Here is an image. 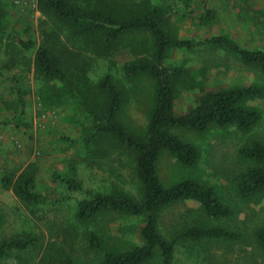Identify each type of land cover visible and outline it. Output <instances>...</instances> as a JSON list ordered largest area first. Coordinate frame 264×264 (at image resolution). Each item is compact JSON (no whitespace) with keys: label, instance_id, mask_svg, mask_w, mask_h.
Returning a JSON list of instances; mask_svg holds the SVG:
<instances>
[{"label":"rangeland","instance_id":"rangeland-1","mask_svg":"<svg viewBox=\"0 0 264 264\" xmlns=\"http://www.w3.org/2000/svg\"><path fill=\"white\" fill-rule=\"evenodd\" d=\"M148 1L155 0L115 3L119 14L133 17ZM173 9L163 26L172 37L202 39L223 34L246 48L264 49V0H173ZM205 9L209 10L207 16H200ZM0 16L10 33L5 31L4 42L0 41V240L23 233L37 239L34 246L11 251L0 264H97L103 250L124 251L139 244L142 216L108 211L81 221L75 211L77 201L88 191L139 194L131 155L106 135L88 145L92 129L87 109L98 114L105 111L106 99L96 83L108 73L122 94L117 121L137 134L144 131L156 84L144 73L127 76L123 65L129 60L152 59L150 33L133 30L124 34L105 58L84 50L88 61L81 72L71 59L64 63L61 58L60 64L63 67L64 63L67 78L78 92L76 97L64 84L34 68L36 50L49 42L62 47L68 30L43 15L37 0H0ZM54 32L60 40L54 39ZM17 39L29 40L31 45L12 48ZM74 40L67 45L76 52L81 43L77 37ZM164 65L169 73L174 67L184 70V75L174 79L176 113L188 110L209 90L235 85L259 86L262 94L244 104L264 112V74L222 47L173 49ZM19 95L24 111L16 124L13 117L20 110ZM173 132L197 149L198 159L185 166L163 150L156 167L162 184L191 178L212 185L232 212L207 219L196 202L180 201L158 212L160 233L171 238L174 230L186 226L220 225L240 236L179 240L172 264H264V253L253 237L254 230L264 225V191L243 197L237 188L240 174L250 164L238 149L254 140L264 143V120L260 118L248 130L212 125L203 131L177 128ZM23 173L33 176L41 201L25 202L7 184ZM69 179L77 181L79 188L70 186ZM89 233L99 238L101 249L90 244ZM143 264H161L159 254Z\"/></svg>","mask_w":264,"mask_h":264},{"label":"trees","instance_id":"trees-1","mask_svg":"<svg viewBox=\"0 0 264 264\" xmlns=\"http://www.w3.org/2000/svg\"><path fill=\"white\" fill-rule=\"evenodd\" d=\"M147 3V2H146ZM41 13L63 25L66 31L62 47H56L53 42L44 43L35 52L34 68L36 72L56 79L64 84L70 92L79 97L74 84L67 78L65 59H71L74 68L82 71L88 61L84 50L99 58L108 57L118 45L120 38L133 30H145L153 40L152 59H136L126 61L123 65L127 76L144 73L156 84L154 102L149 112L147 123L142 133L126 129L117 121L122 104V94L108 73L103 74L96 86L106 99L105 111L101 114L87 109L91 118L92 129L88 137V145L96 142L102 136L111 137L124 152L133 157L134 175L140 190L137 196L123 191H88L87 195L77 201L75 216L78 220L89 221L108 211L142 216L143 223L139 229L140 243L124 251L103 250L102 258L97 264H143L158 253L161 264H172L174 246L179 240L201 239H236L239 233L224 226L191 225L172 232L171 238H166L158 229V212L162 209L184 200L198 204L204 217L218 219L231 214V208L224 204L216 189L209 184H203L191 178L177 180L168 186L162 184L157 173V161L160 153L165 150L179 163L192 166L198 159L197 149L189 142L178 137L173 129L203 131L209 126H234L240 130H248L260 118L264 120V112L245 105L248 98L262 94V89L256 85H235L217 88L205 92L185 112L174 111V79L184 75V70L174 67L169 73L164 61L173 49H195L202 46L222 47L233 53L240 61L257 68L264 74V49L246 48L223 34H214L202 39L179 38L170 36L164 29V23L173 9V0L148 1L147 6L133 17L119 14L115 0H37ZM208 9L200 16H207ZM57 26L60 30L62 26ZM6 26L1 22L0 41L4 42ZM54 39L60 36L54 32ZM81 44L79 51H69V40ZM51 39V38H50ZM52 40V39H51ZM15 45L29 47L31 42L17 39ZM4 48H6L4 43ZM60 50V51H59ZM61 58H63V67ZM84 64V65H83ZM77 73V72H72ZM71 73V74H72ZM20 110L13 120L20 124L24 102L18 96ZM238 153L248 159V164L239 176L238 192L243 197L253 196L264 191V143L254 140L242 145ZM72 187L79 188L77 181L67 180ZM7 184L14 194L25 202L33 203L42 200L40 193L34 189V178L23 173L15 179H9ZM254 239L264 253V225L253 232ZM90 244L101 249V242L94 233L88 235ZM37 239L34 235H21L0 240V259L7 257L11 251H23L28 246H34Z\"/></svg>","mask_w":264,"mask_h":264}]
</instances>
